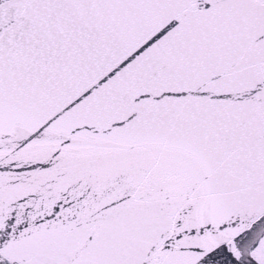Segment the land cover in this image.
<instances>
[{
    "label": "snow or ice",
    "instance_id": "obj_1",
    "mask_svg": "<svg viewBox=\"0 0 264 264\" xmlns=\"http://www.w3.org/2000/svg\"><path fill=\"white\" fill-rule=\"evenodd\" d=\"M0 264H264V0H0Z\"/></svg>",
    "mask_w": 264,
    "mask_h": 264
}]
</instances>
